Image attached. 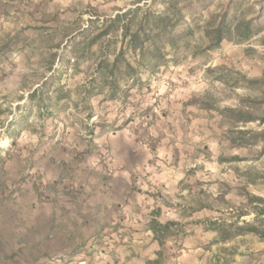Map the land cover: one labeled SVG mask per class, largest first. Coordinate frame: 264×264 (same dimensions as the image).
<instances>
[{
    "label": "rangeland",
    "instance_id": "rangeland-1",
    "mask_svg": "<svg viewBox=\"0 0 264 264\" xmlns=\"http://www.w3.org/2000/svg\"><path fill=\"white\" fill-rule=\"evenodd\" d=\"M232 1L261 31L199 54L206 40L197 24ZM136 6L164 4L0 0V153L24 156L31 171L21 179L29 177L39 202L38 211L17 213L8 201L3 232L13 252L2 264H156L160 250L165 264H264V238L236 227L264 218L255 210L264 204L250 198H264V141L232 144L227 119L201 105L264 100L260 90L231 88L214 79L220 71L207 70L264 74V0H182L181 28H195L189 43L114 89L97 66L124 45L121 31L91 40L105 19ZM37 162H48L54 177L32 170ZM154 216L176 223L163 245Z\"/></svg>",
    "mask_w": 264,
    "mask_h": 264
},
{
    "label": "trees",
    "instance_id": "trees-1",
    "mask_svg": "<svg viewBox=\"0 0 264 264\" xmlns=\"http://www.w3.org/2000/svg\"><path fill=\"white\" fill-rule=\"evenodd\" d=\"M160 2L164 4L160 11H154L146 6H136L123 13H118L115 17L105 19L102 26L97 27L99 32L93 37L91 43L108 35L118 36L119 31H121V41L124 43L113 59L107 57L101 59L97 66L98 76L105 80L110 79L112 88L118 87L120 79L132 77L141 68L156 70L160 66L166 65L168 49L176 51L182 45L188 44L189 38L195 35L193 26L186 25L181 28L185 20V14L181 7L182 0H160ZM233 6H235V10L231 13L230 9H233ZM238 6V3L232 1L228 8L212 14L204 21L203 25L197 24L206 40L205 46L198 51L199 54L218 49L225 40L242 42L261 31V28L254 24L252 18L247 19L244 14H237ZM95 22L92 21V23ZM85 31L89 32V29ZM127 54H131L132 59H129ZM207 70L212 73L220 71L214 79L231 88L243 86L248 89L260 90L264 95V74L251 78L240 71L228 69L224 65L210 66ZM45 85L43 84V87ZM37 92L38 90H35L30 96H35ZM195 100V102H200L198 99ZM201 105L218 110L227 119L230 125L228 138L232 144L244 147L264 141V127L260 130L241 128L255 122L261 126L264 125V109L257 113L264 105V100L260 97H249L237 106L217 107L207 101H202ZM250 198L254 202L264 204V198L261 196L252 195ZM257 206L255 207L256 212L260 215L264 214V208L261 205ZM242 214L239 213V216ZM150 224L155 239L159 241L160 245H163L170 232V227L176 223L173 221L162 222L154 216ZM263 224L264 218L259 225L256 222H244L236 227L239 233L246 230L264 238V229L260 227ZM214 226H217V222H213L211 228L219 230ZM220 230L222 231V229ZM158 256L156 264H165L160 260L163 256L161 250L158 251Z\"/></svg>",
    "mask_w": 264,
    "mask_h": 264
},
{
    "label": "crops",
    "instance_id": "crops-1",
    "mask_svg": "<svg viewBox=\"0 0 264 264\" xmlns=\"http://www.w3.org/2000/svg\"><path fill=\"white\" fill-rule=\"evenodd\" d=\"M11 158V160H10ZM14 158V159H13ZM59 158V154L48 156V159ZM15 161L17 164H15ZM50 163V162H49ZM41 169L47 179H52L54 176L49 172L48 162L42 164L37 162L32 170ZM28 170L26 168L23 155L7 156L5 153H0V264H2L3 256L13 251L8 246V235L6 231V215L8 214V201L12 200L15 203L13 208L17 213H25V209H32L34 212L39 210L38 197L35 194L32 181L28 178L21 179ZM52 171V170H51ZM9 259H4L7 263Z\"/></svg>",
    "mask_w": 264,
    "mask_h": 264
}]
</instances>
